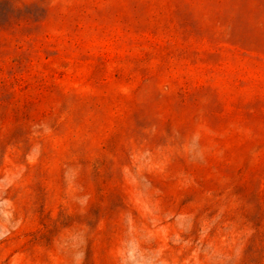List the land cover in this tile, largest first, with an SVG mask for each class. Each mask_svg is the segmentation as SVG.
<instances>
[{"label": "rangeland", "instance_id": "obj_1", "mask_svg": "<svg viewBox=\"0 0 264 264\" xmlns=\"http://www.w3.org/2000/svg\"><path fill=\"white\" fill-rule=\"evenodd\" d=\"M0 264H264V0H0Z\"/></svg>", "mask_w": 264, "mask_h": 264}]
</instances>
